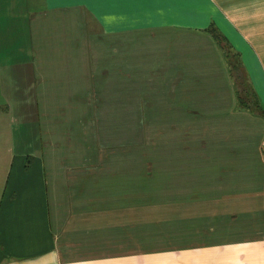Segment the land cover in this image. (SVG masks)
Masks as SVG:
<instances>
[{
	"label": "crops",
	"instance_id": "crops-1",
	"mask_svg": "<svg viewBox=\"0 0 264 264\" xmlns=\"http://www.w3.org/2000/svg\"><path fill=\"white\" fill-rule=\"evenodd\" d=\"M18 28L42 144L7 153L0 264H264V0H0V35ZM88 102L103 164L63 128Z\"/></svg>",
	"mask_w": 264,
	"mask_h": 264
},
{
	"label": "rangeland",
	"instance_id": "rangeland-1",
	"mask_svg": "<svg viewBox=\"0 0 264 264\" xmlns=\"http://www.w3.org/2000/svg\"><path fill=\"white\" fill-rule=\"evenodd\" d=\"M0 37V184H2L8 165L7 153L13 151L15 155H22L27 159V156L40 150L42 143L40 141L41 130L37 124L40 120V112L36 109V99L33 98L35 93L27 94L24 101L26 105L20 103L21 98L25 95L24 85L31 81L30 71L32 69L31 43H28L26 30L24 28L2 29ZM28 95L32 98H29ZM93 108L92 103L88 102L82 117L76 120V124L63 128L67 133L75 134L76 138H79L74 143L81 149V155L84 151V160L92 163L91 160L96 158L99 163L103 164L100 160L105 161V158L109 159L111 156L108 154L109 151L107 153L104 151L106 143L92 135L97 131L103 132V125L98 124L99 113L95 116ZM137 126H129L130 140L126 146L120 147V151L122 149V154L127 153L129 156L130 182L134 181L135 184H138L140 188L136 191L148 196L147 192L152 191L148 187L149 182L153 180V174L145 173L147 170H152L150 163L147 166L146 160V165H143L136 155L140 143L142 146V142L136 140ZM67 127L68 129H66ZM104 127L109 128L110 125ZM7 135L11 136V141L7 139ZM98 168L104 169V165Z\"/></svg>",
	"mask_w": 264,
	"mask_h": 264
},
{
	"label": "trees",
	"instance_id": "trees-1",
	"mask_svg": "<svg viewBox=\"0 0 264 264\" xmlns=\"http://www.w3.org/2000/svg\"><path fill=\"white\" fill-rule=\"evenodd\" d=\"M226 56H228V55L226 54ZM228 66H229L230 73L234 77V80L235 81H238V82L240 80V82L241 81L243 82V79L244 78H243V75L241 74L242 73L241 72V69L236 64V59L233 60V58H232L230 61L228 59ZM242 85H243V83H242ZM249 97H252L253 99H255L254 93L252 91L250 92V91L245 90L244 88H242V91L240 92V98H238V105L241 108L250 109L251 112H257V113H259V109L257 107H254V104H253L252 100ZM249 101L251 103V107L250 108L247 107V105L249 104L248 103ZM260 113L264 116V113L263 112H260ZM28 163H29V161L26 159L24 167H27V164Z\"/></svg>",
	"mask_w": 264,
	"mask_h": 264
}]
</instances>
